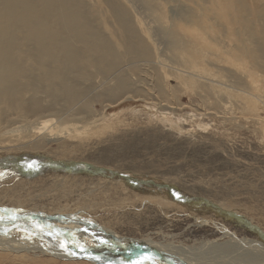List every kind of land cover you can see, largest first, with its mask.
<instances>
[{
	"label": "rangeland",
	"instance_id": "rangeland-1",
	"mask_svg": "<svg viewBox=\"0 0 264 264\" xmlns=\"http://www.w3.org/2000/svg\"><path fill=\"white\" fill-rule=\"evenodd\" d=\"M78 1L104 46L77 63L74 102L28 89L44 116L0 114V209L84 218L168 264H264V0H123L151 50L133 60L105 0ZM67 223L39 228L76 241ZM0 253V264H90Z\"/></svg>",
	"mask_w": 264,
	"mask_h": 264
},
{
	"label": "bare ground",
	"instance_id": "bare-ground-1",
	"mask_svg": "<svg viewBox=\"0 0 264 264\" xmlns=\"http://www.w3.org/2000/svg\"><path fill=\"white\" fill-rule=\"evenodd\" d=\"M122 1L105 0L118 26L125 33L131 34V37L124 44L125 56L129 54L132 60L147 58L150 56L151 50L144 41L142 46L141 41L134 36V28L136 27L141 32L140 26L142 27V24L141 22L137 24L139 22L135 20L132 9L123 7ZM79 15L78 0H0V114L16 112L20 115L38 116L42 114L44 116L46 111L42 109L43 107L39 109L37 97L39 92L37 95L23 98L28 89L43 90L50 88L55 92L53 98L64 104H70L80 96L81 93L79 88H76V84L79 83L81 74L77 75L76 65L80 61L90 60L98 54L104 43L95 29L86 26L83 22V18L90 20L95 18V14L91 13L86 17ZM144 20L146 21V19ZM78 42L86 45L82 52H80L81 48L79 50L74 46ZM107 48L109 47L107 46ZM116 57L121 59L119 54L111 50L109 52L108 49V52L100 59L104 63L103 66L105 65L110 70L116 66ZM90 62H97V60L93 58ZM78 69L80 68L78 67ZM117 87V93H124L126 90L122 89L127 88V85L123 80ZM48 125L50 122L46 121L40 123L39 126L33 125L32 127L34 131L42 132ZM61 134H64L62 130L56 133V137L59 138ZM3 209L6 208L0 210ZM8 210V212L0 211V217H3L0 219V250L19 257L39 250L47 256L62 257L66 260L84 259L90 264H134L139 257L144 256L141 253L146 251L137 245L146 243L121 238L110 230H102L101 228H98L100 231L94 230L90 228L93 226L92 222L84 218L68 217L62 219L65 217L43 216L39 213H28L17 209ZM13 213L18 222H14ZM37 218L41 221L40 223L36 220ZM67 222H72L75 225L71 224L76 229L75 235L78 236L79 232L86 234V237L81 236L82 238L85 237L84 239L77 236H75L76 241L66 239L70 251L76 253L75 256L68 255L61 250L60 239L55 238L56 235L48 234L51 230L44 229L41 231L39 228V225L47 226L45 223L50 224V226L48 225L49 228L54 223H60V226H55L63 229ZM66 232L69 231L66 230ZM29 235L31 239L27 238ZM35 238L36 241L33 242ZM101 240H106L107 244H102ZM75 242H79L87 249V252H81L75 246ZM110 246L113 250L110 249ZM135 247L139 248L138 253ZM89 254L93 257H99V259H90ZM155 255L160 256L156 253L152 256ZM24 257L26 258V256ZM159 259H155L156 264H168L166 258L161 261Z\"/></svg>",
	"mask_w": 264,
	"mask_h": 264
},
{
	"label": "snow or ice",
	"instance_id": "snow-or-ice-1",
	"mask_svg": "<svg viewBox=\"0 0 264 264\" xmlns=\"http://www.w3.org/2000/svg\"><path fill=\"white\" fill-rule=\"evenodd\" d=\"M177 199H179V197H177ZM0 211L8 212L9 210L8 209H3V210H0ZM12 218L13 219L16 218L14 213L12 214ZM0 219H3V217H0ZM41 231H43V229H41ZM48 234L51 235L52 233L50 232ZM56 235H57V238L59 239V233H56ZM27 238L31 239V236L29 235ZM101 243L102 244H107V241L106 240H101ZM75 246L78 247L81 252H85V253L87 252V249L84 248L81 244H79V242H75ZM60 248H61L62 251H64L68 255H72V256L76 255L75 252L70 251L68 243L63 241V240H60ZM89 258L90 259H99V257H93L90 254H89ZM134 264H156V262H155V258L154 257L141 256L134 262Z\"/></svg>",
	"mask_w": 264,
	"mask_h": 264
}]
</instances>
